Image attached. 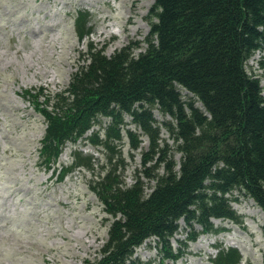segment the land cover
<instances>
[{
    "label": "trees",
    "instance_id": "1",
    "mask_svg": "<svg viewBox=\"0 0 264 264\" xmlns=\"http://www.w3.org/2000/svg\"><path fill=\"white\" fill-rule=\"evenodd\" d=\"M149 16L154 21L146 48L136 55L137 42L110 56L88 43L85 63L51 110L49 97L39 104L42 93L25 92L46 123L39 148L46 166L98 118L110 119L103 140L97 134L89 138L103 147L107 160L90 189L113 219L93 264H141L132 258L134 251L150 238L160 247V263H174L182 251L173 252L170 241L180 221L191 232L188 242L196 240L195 226L202 234L216 232L213 219L236 221L233 192L264 212V62L261 74L246 68L256 52L264 58V0H155ZM86 21L87 14L77 12L73 27L80 39L90 32ZM181 90L190 94L186 100ZM154 107L169 118L161 126L173 147L160 137ZM124 114L140 132L125 131L130 148L138 150L143 136L148 140L141 169L127 187L121 179L126 164L116 148ZM75 159L78 165L90 163ZM67 172L62 169L61 178ZM240 260L237 250L228 248L218 251L213 263Z\"/></svg>",
    "mask_w": 264,
    "mask_h": 264
},
{
    "label": "rangeland",
    "instance_id": "2",
    "mask_svg": "<svg viewBox=\"0 0 264 264\" xmlns=\"http://www.w3.org/2000/svg\"><path fill=\"white\" fill-rule=\"evenodd\" d=\"M153 4L150 0H0V264H93L99 259L113 219L90 189L103 176L107 160L103 147L91 145L89 138L97 134L103 140L110 119L98 118L97 125L75 143L66 142L53 164L46 166L39 152L46 123L25 92L42 93L39 104L49 97L51 110L56 95L65 91L71 75L85 63L90 42L106 56L134 42L141 47L135 55L144 51L143 41L154 21L149 16ZM77 12L87 14L85 30L90 31L81 39L73 27ZM260 62L263 53L256 52L246 62L247 70L261 74ZM260 80L264 94V76ZM181 96L186 100L190 94L181 90ZM152 112L161 127L160 137L173 147L161 126L169 118L156 107ZM126 130L140 133L124 114L122 141L116 148L126 164L121 179L127 187L141 169L148 140L141 137L142 144L134 151ZM76 155L90 163L78 165ZM173 155L179 162L180 153ZM62 169L68 172L61 178ZM230 205L236 221L214 219L217 231L209 234L195 226V241L188 242L191 232L180 221L170 244L173 252L181 250L182 255L164 264H212L218 251L228 248L237 250L239 264H264V212L237 192L232 193ZM159 250L150 238L132 258L141 264H163Z\"/></svg>",
    "mask_w": 264,
    "mask_h": 264
},
{
    "label": "bare ground",
    "instance_id": "3",
    "mask_svg": "<svg viewBox=\"0 0 264 264\" xmlns=\"http://www.w3.org/2000/svg\"><path fill=\"white\" fill-rule=\"evenodd\" d=\"M150 3H152V4H153V3H154V0H150ZM147 4H148V3H147ZM228 222H229V221H228ZM229 224H230V223H229Z\"/></svg>",
    "mask_w": 264,
    "mask_h": 264
}]
</instances>
